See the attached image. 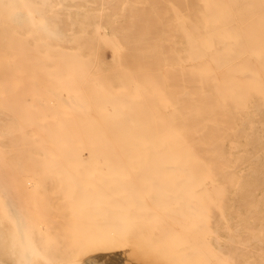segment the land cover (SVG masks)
<instances>
[{
  "label": "bare ground",
  "instance_id": "6f19581e",
  "mask_svg": "<svg viewBox=\"0 0 264 264\" xmlns=\"http://www.w3.org/2000/svg\"><path fill=\"white\" fill-rule=\"evenodd\" d=\"M130 240L264 264V0H0V264Z\"/></svg>",
  "mask_w": 264,
  "mask_h": 264
},
{
  "label": "rangeland",
  "instance_id": "374dc122",
  "mask_svg": "<svg viewBox=\"0 0 264 264\" xmlns=\"http://www.w3.org/2000/svg\"><path fill=\"white\" fill-rule=\"evenodd\" d=\"M81 179L85 180V181H88V182H91V183L93 182L91 179H89L88 176H81ZM140 208H142V207H140ZM137 209H139V208H137ZM143 209H146V208H142V212H138L137 210H135L134 212H131L129 214L131 216H133V217H138L139 215L145 213V210H143ZM152 211L153 210H147V212H152ZM138 220H140L139 217L137 218V222H138ZM125 222H128V220L125 221ZM133 239H134V237L132 238V240ZM119 240L123 241V238L120 237ZM132 240L126 241V244H124L122 246H119L120 248H122V247H126V246L129 245L130 247L133 248V252H132L131 255H132V257H134V259H132V261H131L132 264H134V262L137 263V264H142V263L143 264H153L154 262L156 263V260L154 258H152L150 256H147L146 254H141L140 253L146 247V245L144 246V244L143 245L139 244L138 240H135L134 242H132ZM158 256H159L158 259H159V262H160V260L163 258V256L162 255H158ZM131 263H129V264H131Z\"/></svg>",
  "mask_w": 264,
  "mask_h": 264
}]
</instances>
